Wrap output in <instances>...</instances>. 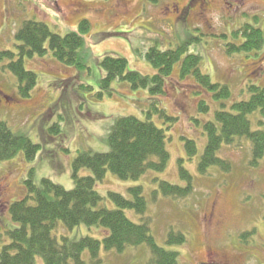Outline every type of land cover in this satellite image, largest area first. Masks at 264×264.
Instances as JSON below:
<instances>
[{"label": "rangeland", "instance_id": "1", "mask_svg": "<svg viewBox=\"0 0 264 264\" xmlns=\"http://www.w3.org/2000/svg\"><path fill=\"white\" fill-rule=\"evenodd\" d=\"M0 0V122H6L40 145L33 161L22 151L16 157L0 162V251L9 243L13 221L9 204L27 193L24 182L34 170V182L40 186L45 178L67 189L74 187L73 162L79 151L102 152L108 149L107 135L112 119L123 115L150 118L162 128L169 124L159 115L150 114L153 97L148 90H134L128 82H114L112 95L101 81L105 70L100 61L105 55L124 57L128 68L142 74L157 69L142 53L156 46L176 48L191 41L189 53L202 56L201 69L214 83L227 85L230 96L215 98L204 92L193 76L182 78L177 63L166 81V93L160 107L176 118L167 147L168 167L163 172L149 171L139 180H124L108 172L97 190L105 196L102 202L116 205L108 192L131 197L129 188L142 185L148 201L146 215L126 210L134 222L148 224L157 243L179 253V264H264V159L253 166L252 146L247 139L240 145L223 146L219 157L230 165L228 170L211 167L200 173L199 161L204 153L207 135L202 121L215 120L219 109L231 110L232 104L250 98L248 87H264V44L262 49L233 52L230 44L242 42L234 32L246 23L264 30V0ZM88 19L85 62L80 70L59 62L51 50L44 56L24 57V65L35 72L38 81L31 95L23 98L17 76L9 69L10 60L2 52L19 54L16 33L24 21H43L52 31L65 35L78 30L81 20ZM230 45V46H229ZM49 49L48 43L46 44ZM19 55L16 56V60ZM90 86L92 88H89ZM207 99L210 110L201 113L198 105ZM259 113L250 114L254 129L259 127ZM182 135L197 142L198 153L189 159ZM180 159L193 176L192 192L183 198L165 197L159 180L186 186L179 171ZM81 176L92 175L88 168ZM171 232L183 233V244H168ZM71 237L90 235L103 238L102 227L82 224L68 229L58 223L55 234ZM84 257L90 262L89 253ZM103 264H154L147 245L100 254Z\"/></svg>", "mask_w": 264, "mask_h": 264}, {"label": "trees", "instance_id": "2", "mask_svg": "<svg viewBox=\"0 0 264 264\" xmlns=\"http://www.w3.org/2000/svg\"><path fill=\"white\" fill-rule=\"evenodd\" d=\"M155 2L157 0H154ZM88 19L81 20L78 30L65 35L58 34L43 21L27 20L16 33L20 43L19 54L11 51L2 52L10 60L9 69L17 76L19 92L28 98L37 84L38 76L24 65V57L44 56L51 50L54 57L62 64L88 68L84 59L86 50L85 34L89 33ZM236 39L241 36L242 42L230 44L235 52H250L262 49L264 30L251 23L244 24L234 32ZM48 43L49 49L46 44ZM191 41L183 42L176 48L160 49L152 46L142 53L157 69L155 74H142L128 68V60L124 57L105 55L100 64L105 70L101 86L105 91L98 92L102 98L107 92L112 95L114 82H128L132 89L148 90L153 97L150 114L155 113L169 125L159 127L149 116L141 119L134 115H123L112 119L107 135L108 149L102 152L93 150L79 151L73 162L74 187L67 189L51 179L45 178L40 186L33 179L34 170L24 180L27 193L9 204V212L18 225L9 229V243L0 251V264H103L100 254L103 250L123 252L127 248L147 245L153 254L154 264H179V253L161 247L151 232L148 224L132 221L126 210H134L139 215H146L148 201L142 185L131 186L128 190L131 197L110 191L108 197L116 205L110 208L103 205L105 200L97 185L103 182L108 172L124 180H139L149 171L163 172L170 160L167 141L176 118L160 107L161 95L166 93V81L177 63L180 65V76H193L204 92L212 93L215 98H227L230 90L227 85L214 83L209 74L201 69L202 56L189 53ZM229 45V46H230ZM90 54V53H89ZM19 59L16 60V56ZM2 58V54L0 55ZM92 88L90 86H87ZM250 98L232 104L231 110L219 109L215 120H205L202 124L195 117V124L203 126L207 135L204 153L199 161L200 173L206 174L211 167L228 170L230 165L219 157L223 146L240 145L242 140H249L252 146L253 166H259L264 159V87L250 84ZM198 110L207 113L210 110L207 99H201ZM258 112L259 127L254 129L249 118ZM152 115V114H151ZM189 159L198 153L197 142L187 135H182ZM40 145L27 136L14 131L6 122H0V162L16 157L24 152L28 161H33ZM180 159L179 171L187 181L186 186L173 184L167 180H159V190L154 198L162 193L165 197L183 198L193 188V176L183 166ZM88 168L92 175L81 176L82 169ZM68 229L82 224L102 227L103 238L90 235L71 237L67 233L55 234L58 223ZM183 233L175 235L171 232L168 244H183L187 241ZM89 253L90 262L84 257Z\"/></svg>", "mask_w": 264, "mask_h": 264}, {"label": "flooded vegetation", "instance_id": "3", "mask_svg": "<svg viewBox=\"0 0 264 264\" xmlns=\"http://www.w3.org/2000/svg\"><path fill=\"white\" fill-rule=\"evenodd\" d=\"M202 2L206 5H208L209 4V1L208 0H202Z\"/></svg>", "mask_w": 264, "mask_h": 264}]
</instances>
